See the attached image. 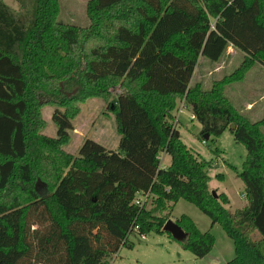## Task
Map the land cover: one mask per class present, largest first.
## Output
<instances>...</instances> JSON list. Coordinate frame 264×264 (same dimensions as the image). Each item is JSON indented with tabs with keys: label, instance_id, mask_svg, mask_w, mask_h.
<instances>
[{
	"label": "trees",
	"instance_id": "trees-1",
	"mask_svg": "<svg viewBox=\"0 0 264 264\" xmlns=\"http://www.w3.org/2000/svg\"><path fill=\"white\" fill-rule=\"evenodd\" d=\"M17 1L18 10L0 0V264H110L134 246L133 231L175 238L163 225L181 198L233 239L225 264H264V117L252 120L225 94L264 65V0H90L88 26L59 20L61 0ZM229 44L244 52L241 64L211 88L191 85L200 56L218 60ZM118 84V149L87 137L78 154L67 150L80 102ZM183 99L203 141L230 128L246 146L244 206L232 211L226 192L213 194L211 160L176 134ZM46 104L56 106L54 136L43 132ZM139 193L149 194L142 205ZM175 220L183 248L213 249L211 230L187 213Z\"/></svg>",
	"mask_w": 264,
	"mask_h": 264
},
{
	"label": "rangeland",
	"instance_id": "rangeland-1",
	"mask_svg": "<svg viewBox=\"0 0 264 264\" xmlns=\"http://www.w3.org/2000/svg\"><path fill=\"white\" fill-rule=\"evenodd\" d=\"M5 1L13 7L18 6L16 0ZM89 1L61 0L59 20L81 26L90 25ZM243 59L244 52L231 44L218 60L201 55L190 84L200 82L203 88H211L215 79H221L225 74L232 72ZM122 90L123 87L118 84L110 88V96H92L80 102V111L73 119L74 129L70 130L71 140L64 145L67 150L78 154L80 145L87 137L100 141L108 148L118 149L120 133L111 106L114 103V96ZM225 94L236 106L252 107L253 110L250 112L252 120L262 118L264 116V65L257 62L249 69L243 80L227 84ZM55 107V105L46 104L42 108L43 117L46 119L43 132L52 136L56 135L58 128L52 119ZM174 113L176 116L174 123L177 129L181 130L183 140L193 150L211 160V190L215 189L218 195L219 192L226 191L230 198L227 207L232 211L244 206L247 202L246 197L242 195L245 192V186L238 172L242 168L246 146L235 139L230 128L216 137L215 142L203 141L202 124L192 116V108L184 99L179 100ZM217 147L218 150H215ZM162 155L163 152H161ZM167 157L169 159V156ZM219 172H224L225 176H218ZM37 185L45 190L48 188L40 179ZM182 213L191 215L201 229L211 230L215 234V245L207 255L196 256L190 250L183 248L180 241L169 236L167 232L152 231L142 237L140 233L133 231L129 238L134 242V246H122L111 257L110 264H225L235 256L234 241L219 222L213 223L209 215L184 198L175 203L171 218H176Z\"/></svg>",
	"mask_w": 264,
	"mask_h": 264
},
{
	"label": "water",
	"instance_id": "water-1",
	"mask_svg": "<svg viewBox=\"0 0 264 264\" xmlns=\"http://www.w3.org/2000/svg\"><path fill=\"white\" fill-rule=\"evenodd\" d=\"M232 127L235 126V123H232ZM176 134L179 135V131H176ZM208 137L209 135L206 134ZM213 194L215 196H218V193L215 189L212 190ZM163 229L169 231L172 233V235L177 239V240H182L187 236V232L183 229V227L177 223V221L173 218L167 219L165 224L163 225Z\"/></svg>",
	"mask_w": 264,
	"mask_h": 264
},
{
	"label": "crops",
	"instance_id": "crops-1",
	"mask_svg": "<svg viewBox=\"0 0 264 264\" xmlns=\"http://www.w3.org/2000/svg\"><path fill=\"white\" fill-rule=\"evenodd\" d=\"M5 1V0H4ZM17 1V0H16ZM6 2V1H5ZM18 2V1H17ZM7 3V2H6ZM10 5V4H9ZM11 6V5H10ZM12 8H14V9H19V2H18V6H16V7H13V6H11ZM232 45V44H231ZM197 67V66H196ZM233 83V82H232ZM238 108H239V110L242 112V113H244L245 115H247L249 118H250V112H251V110H253L252 109V107H249V106H242V108L241 107H239V106H237ZM181 110V108L179 109V111ZM192 116H194V114L192 113ZM264 117V116H263ZM261 119V118H260ZM176 121H178V118H176ZM174 125H175V127H176V129H177V126H176V124L174 123ZM178 131H179V135L181 136V130L180 129H177ZM246 152H247V150H246ZM167 156H169V159H168V157ZM245 156H246V153H245ZM162 157V164H163V166L164 165H168V164H170V162H171V155L170 154H168L167 152H165V151H163V155L161 156ZM244 161V160H243ZM243 163V162H242ZM224 173V172H223ZM224 176H225V174H224ZM244 186H245V184H244ZM211 187V186H210ZM222 192V191H221ZM224 192H226V191H224ZM227 193V192H226ZM228 194V193H227ZM141 194L139 193V196H140ZM229 195V194H228ZM242 195L243 196H245L246 197V194H245V192L244 193H242ZM247 199V198H246ZM247 203V202H246ZM245 203V204H246ZM179 216V215H178ZM173 219H175V217H172ZM203 230V229H202Z\"/></svg>",
	"mask_w": 264,
	"mask_h": 264
},
{
	"label": "built area",
	"instance_id": "built-area-1",
	"mask_svg": "<svg viewBox=\"0 0 264 264\" xmlns=\"http://www.w3.org/2000/svg\"><path fill=\"white\" fill-rule=\"evenodd\" d=\"M148 195H149L148 193L147 194L141 193L139 198H137L136 202L142 205L144 203V201L147 199ZM141 235H142V237L146 236V234H141Z\"/></svg>",
	"mask_w": 264,
	"mask_h": 264
}]
</instances>
